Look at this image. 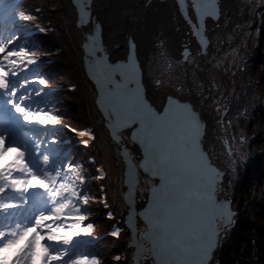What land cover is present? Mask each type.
I'll return each instance as SVG.
<instances>
[{
	"label": "snow or ice",
	"instance_id": "obj_1",
	"mask_svg": "<svg viewBox=\"0 0 264 264\" xmlns=\"http://www.w3.org/2000/svg\"><path fill=\"white\" fill-rule=\"evenodd\" d=\"M83 3L85 8L78 9L81 20L90 7L89 0ZM191 4L197 19L215 14L210 0H191ZM16 8L12 0H0V40L6 41L0 42V158L13 149L17 154L0 165V264H100L95 253L81 250L103 238L92 236L93 223L88 222L89 202L96 198L89 196L88 182L72 156L57 150L63 143L57 126L66 127L60 125L64 114L46 110L36 99L48 91V81L42 78V62L35 53L19 45L16 33L24 28L20 21L32 18L23 12L17 16ZM5 30L8 36L3 35ZM85 41L94 69L90 76L100 93L97 103L106 119L119 128L133 129V140L142 150L139 167L148 178L159 181L140 213L148 229L140 243L151 241L149 252L155 264H209L218 226L232 225L235 213L230 202L215 198V186L223 174L197 147L201 134L198 116L188 105L170 116L168 108L157 114L145 103L135 60L136 43L131 38L127 62L115 64L108 62L99 24ZM202 46L206 49V44ZM20 64L30 71L31 80L14 70ZM136 175L131 167L126 173L130 206ZM99 178L103 179L102 171ZM107 215L112 217L110 212ZM109 235L118 239L119 228ZM138 235L133 232L139 258L144 249L138 246Z\"/></svg>",
	"mask_w": 264,
	"mask_h": 264
},
{
	"label": "rangeland",
	"instance_id": "obj_2",
	"mask_svg": "<svg viewBox=\"0 0 264 264\" xmlns=\"http://www.w3.org/2000/svg\"><path fill=\"white\" fill-rule=\"evenodd\" d=\"M32 1L39 5V10L37 12H34L29 7V3ZM246 1L247 0H221L219 16L215 19L209 20L206 24L210 28L208 31L209 43L208 49L206 50V58L203 57L202 59L200 47L196 40H193L190 46V53L186 59L188 65L191 60H202V63L199 64L198 67L201 68L202 73L209 84L206 107L210 115L213 116L214 122L210 130V145L217 146L214 153L215 156H218L217 154L221 153L222 146L226 150L224 151V153L226 152L224 157L226 160L222 158V161H224L223 163L228 167L226 177L230 178H237L239 176V165L244 163L246 158L251 154L249 146H251L252 142L250 137H248V134L250 126L254 125L251 124L250 121L251 116L254 114V109L258 112L257 115H260H258L256 121L259 120V117L261 118L260 120L264 119V114L260 113V108L264 110V80H259V84L262 85L260 86L261 89H259V95H263L261 96L262 98H260L259 95V97L254 98V104L252 105L254 109H249L250 107L248 103H245L243 106L239 107L238 110L229 111V107L233 103L237 104L233 99L237 97V93H240L236 90L234 85V75L237 70L246 67L250 73L256 74L262 69L260 63L256 60H252V58L258 56L261 44L264 45V38L261 37L260 30L258 29L254 18L255 14L252 11V5L254 6L255 3L247 5ZM21 3L23 5L24 13L32 19L29 21H20V23L24 25V28H27L26 33L30 32L31 35H38L40 42L43 45V49L40 53V61L42 62V65L56 71L58 74V89L64 91L63 94L67 95V99L71 104H75L73 107L75 112L72 111L80 125H77V127L69 126L68 128V135L74 143L73 145L88 146L93 140L98 142V146L92 148L89 153L95 151L98 152V154L105 159L104 163L106 162L109 171L111 167L114 170H118L119 166L121 167V160L117 147L106 138L107 132L101 122L102 118L101 116H98L96 110H93V105L92 107L90 105V99L93 93L91 90L92 85H89L84 79L83 70L81 72V69L77 66V61H80L78 56L79 49L73 27V14L70 3L68 0H22ZM58 18L62 20L64 26H61V24L58 26V39H56L51 35L50 31L54 27V21ZM158 27L159 28H157L156 32L153 34L151 32L153 36H151L150 40L146 38L140 45V56L143 69L146 68V65L152 60L154 53H157L158 55L168 54L171 57L178 59L181 57L180 50L182 42L177 38V35L174 33H168L165 28H163L164 25H162V23H159ZM40 28H44L46 31L41 33L39 32ZM70 30L72 34L70 33ZM3 35L8 36V31L6 30V32H3ZM16 35L18 36L19 33ZM59 40L62 41V43ZM0 42L6 41L0 40ZM74 49L77 61L71 56ZM57 55L61 57V61L53 63L51 56H54V58L56 56L57 58ZM248 55L250 58L247 59ZM184 67L187 69L188 75L190 74L189 72L191 68L198 74V70L190 65L185 66V62ZM213 68L214 73L218 77L215 88L210 84L207 75ZM62 75L70 77L71 81L61 83L60 78ZM198 76L201 77L199 74ZM79 80L85 82L86 85L87 91L83 102L84 106H88L87 110L83 109L78 95L77 83ZM145 82L148 95L157 106L162 104L163 99L168 92L187 94V90L189 89L197 94H202L204 92V85L202 84L199 85L198 89H195L189 83L190 85H187L186 90H181V87L171 83H154L146 78ZM85 123L90 126H81ZM72 129H75V131H72ZM85 131H88L90 136L80 135V133ZM85 141H87V143H85ZM259 143H255L254 146L256 144H264L263 141L262 143ZM213 148L214 147H212V149ZM82 153L83 151L80 149L79 156L81 158L80 161H77V170L84 175V179L88 184L89 182H96L93 187L94 189L95 187L98 189L97 191L95 189L94 192L90 189V194L99 198V202L94 205V209H96V214H100L99 216L101 219H99V216L94 219H98V221L102 220V227H104V229H106L105 232L109 234L114 228H119V226L115 223L108 222L109 218L107 214L110 210L108 209V204L103 199V192L100 191L97 186L99 180L94 177L96 175L97 177H100L101 171L104 174L106 165L100 164L93 172L90 167H86L81 163V160L83 159ZM16 155L14 149L10 150L5 153L3 158H0V162L11 160V158L16 157ZM114 159H117V162H115ZM117 170L116 173H111L108 185L113 186L116 189L114 198L117 201L118 207L122 209V214L125 209V205L123 206V201L121 200L123 190L121 182L122 176H120V172L117 174ZM92 173L94 178L91 176ZM71 176L74 178V174ZM77 183H79L78 180ZM105 203L107 204V207H105ZM101 210H103V212H100ZM120 236H124L121 230ZM118 239L113 237L112 241L115 242V246L119 244ZM111 262L113 264L115 263L111 255H106V258L102 260V264H111Z\"/></svg>",
	"mask_w": 264,
	"mask_h": 264
},
{
	"label": "trees",
	"instance_id": "obj_3",
	"mask_svg": "<svg viewBox=\"0 0 264 264\" xmlns=\"http://www.w3.org/2000/svg\"><path fill=\"white\" fill-rule=\"evenodd\" d=\"M21 1L22 0H12V2H15L17 4V16L20 12L24 13ZM246 2L247 5H252V3H255L254 6L252 5V11L255 14L254 18L257 27L260 30L261 37L264 38V0H247ZM60 24L61 26H64L61 19H56L54 21V27L50 31L51 35H53V37L56 39H58L57 33L59 28L58 26H60ZM26 30L27 28H22L17 32L19 33L18 38L20 39L19 45L27 47L30 53H35L36 58L40 61V53L43 49V45L41 44L38 35H28V33H26ZM70 33L72 34L71 30ZM60 42L62 43V41ZM10 49L11 46L9 50ZM259 49V54L256 53L258 54V56L253 57L252 60L258 61L262 69L259 70L260 72L258 71L256 74L250 73V71H248L246 67L237 70L234 75V85L236 87V90L240 93H237V97H235L233 100L234 102H237L238 105L236 103H233L229 107V111H236L245 103H248L250 107L249 109H254L252 106L254 104V98L259 96L260 98H262L261 96L263 94L259 95V89H261L260 86H262L259 84V80H264V45L261 44ZM71 56L76 60L77 56L75 53V49ZM248 58H250L249 55L247 59ZM77 63V66L79 67V69H81L82 72L83 69L80 61H77ZM31 67L32 66L30 65L29 69ZM14 70L19 73H23V75L27 76L29 80L32 79L30 71L28 69H24L23 64H20V66ZM211 70L213 72L210 71L207 75L210 84L215 88L217 85L216 80L218 79V77L214 73V68ZM189 73L190 74L188 75L187 69H185L184 62L181 58H173L168 54L158 55L157 53H154L152 60L149 61V63L146 65V68H144L145 78L154 83L175 84L176 86L181 87V90H186V87L189 83L195 89H198L199 85L201 84L204 85L201 77H199L198 74L192 70V68L190 69ZM41 75L42 78L48 81V91L42 93L40 97L36 98L41 101L40 106L45 107L46 110H54L64 114L61 117L60 125L66 127L57 126V136L58 138H61L63 140V143L57 146V150L62 154H70L72 156V159L76 163L77 161H80L81 157L79 156V151L80 149H82L83 159L81 160V163H83V165L86 167H90L93 172L94 169L100 164L106 165V162L104 163L105 159H103L101 155L98 154V152L95 151L89 153L91 152L90 150L92 148L98 146V142L93 140L88 146L73 145L74 143L68 136L67 129L68 126L77 127V125H80V123L74 116L75 111L73 110V107L75 104H71L67 99V95L63 94L64 91L58 89V74L55 70L46 68L45 65H42ZM83 77L89 85H92L84 73ZM91 90L93 93L91 95L90 105L91 107L93 105V110H96L98 116L100 117V113L94 105L93 86H91ZM77 91L83 109L87 110L88 106H84L83 102L87 90L85 82H83L82 80H79V82L77 83ZM253 113L254 114L251 116L250 121L251 124L254 125L250 126L248 134V137H250V140L252 142L251 146H249L251 154L246 158V161H244V163H241L239 165V176L237 178L226 177L225 191L233 201L232 204L234 210L236 211V216L234 226L226 232L223 237V244L216 252L215 258L218 264H264V144H256L254 146L255 143H262V141L264 142V119L260 120L261 118L259 117V120L256 121L259 114L257 115L258 112L255 109ZM260 113L264 114V110H262L261 108ZM88 125L89 124L85 123L81 126ZM106 138L113 144L108 134L106 135ZM212 147H214L213 151L215 153L217 146ZM224 151L226 150L222 146L221 153L217 154L218 156H216L221 161L222 158L226 160L224 158L226 152L224 153ZM114 161L117 162V159H114ZM120 162L121 167L119 166V169L116 170L117 174L120 172V176H122V161ZM76 165L78 166V162L76 163ZM116 170L111 167L109 171V168L106 165L103 179H100L99 177H97V175L94 176L93 173L91 176H94L97 180H99V182H97V186L99 187V190L103 192V199L108 204V209L112 213V217L108 219V222L117 224L121 232L124 234V236L119 237V244L117 246H115V242L112 241L113 237L105 232L106 229L102 227V220L98 221V219H94L100 215L96 214V209H94V205L99 202V198L90 194V189L93 192L96 189V187L95 189L93 187L94 183L96 182L94 181L93 183H87V192L89 196L96 198L94 200H90L89 207L92 209V211L87 213V215H89L91 219H89L90 221L88 222L93 223L94 230L92 232V236L103 238L98 239L97 241L89 245H83L81 250L95 253L100 261V264H102V260L106 258V255H111V257L117 264H132V250L128 246L130 235L126 229V226L122 222H118V219L122 217V209L118 207L117 201L114 198L116 189L113 186L108 185L111 173H116ZM121 200L123 201L122 195ZM124 205L125 203L123 201V206ZM100 212H103V210H101ZM99 219H101L100 216ZM83 239L89 240L90 238L84 237ZM117 257H119V259H116ZM111 264L113 263L111 262ZM146 264H150V262L147 261Z\"/></svg>",
	"mask_w": 264,
	"mask_h": 264
},
{
	"label": "water",
	"instance_id": "obj_4",
	"mask_svg": "<svg viewBox=\"0 0 264 264\" xmlns=\"http://www.w3.org/2000/svg\"><path fill=\"white\" fill-rule=\"evenodd\" d=\"M71 5L72 14H73V27L76 33V41L77 46L79 49V59L83 69V72L87 79L91 82L94 88V105L100 113L102 118V124L106 129L107 134L109 135L112 142L117 146L118 154L122 161V198L125 203V209L122 213V217L118 219V222H122L130 235L128 240V245L132 250V264H146L147 261L150 264H155L154 260L151 257V253L149 249L152 247L151 241L144 239L142 243H140V236H144L148 229L145 223L144 216L140 215V213L144 212L147 207V201L150 196L151 188L159 183L158 179H150L146 176V174L140 169V161L142 160V150L136 141L133 140L132 132L133 129L129 128H119L115 125L114 121H110L106 119L104 112L101 110V105L97 103L100 99V93L97 89L96 83L94 79L90 76V71H94L91 58L87 56L84 44L86 43L85 37L90 36L95 31V26L99 24L97 20L93 17L92 11L90 7L86 9L83 13V20H81V13L78 9H84L85 5L83 0H68ZM90 3V0H89ZM202 24V28H201ZM89 25L87 28L85 26ZM100 25V24H99ZM101 26V25H100ZM198 29L199 35L197 31L194 35V40L198 43L199 47L202 50L205 49L203 44H206V49H208L209 38L206 32L203 29V21L198 19ZM197 29V30H198ZM102 32V27H101ZM129 38L135 41L136 49H135V60L138 63V71L140 72L139 80H140V89H141V96L143 97L145 103L153 109L157 114H163L165 108L169 109V115H175L179 113L180 107L184 105L190 106L194 109L196 115L198 116L201 124L200 129V137L198 140V149L201 151L206 160L211 164L212 167L217 169L220 173H222V178H218V182L215 186V198L218 202H230V209L233 213L236 211L233 208V201L229 197V195L225 191V177L226 173L228 172V167L224 164L218 157L215 156L212 146L210 145V130L213 126V118L207 110L206 107V98L208 95V87L209 84L204 77L202 70L198 67L200 62L196 60H191L189 62L190 66H193L196 70H198V74L201 76V79L204 82V92L202 94H197L193 90L189 89L187 94H177L173 92H168L163 99L161 105L157 106L152 99L148 95L145 76H144V69L141 62L140 50L138 48L137 40L134 38L133 34L128 31H125L123 35V42L120 43L114 39H107L103 36L102 33V43L105 49V54L108 57V62L110 64H115L117 62H127L128 54H129ZM20 40V39H19ZM181 59L185 62V66H189L186 63V59L190 53V47L182 45L181 47ZM201 54V53H200ZM202 56V55H201ZM203 59V56H202ZM169 98H172V102H169ZM114 127L116 130L114 131ZM133 168L136 172V181L133 185L131 199L133 203L131 206L128 203L129 199V187L125 183L127 176L126 173L129 168ZM131 224L132 227H129ZM235 224V217L234 223L230 226L225 227L224 225L218 226V239L216 243L215 250L212 253V259L210 260L209 264H218L216 261V252L223 244V237L226 232L232 228ZM136 231L139 235L136 237L138 241V246L144 249V253L142 257H137V246L133 245V232Z\"/></svg>",
	"mask_w": 264,
	"mask_h": 264
},
{
	"label": "bare ground",
	"instance_id": "obj_5",
	"mask_svg": "<svg viewBox=\"0 0 264 264\" xmlns=\"http://www.w3.org/2000/svg\"><path fill=\"white\" fill-rule=\"evenodd\" d=\"M220 2L221 0H210V4L215 10L214 16L203 15L200 18L203 21V29L207 35L210 28L206 24L209 20L219 16ZM38 6L33 1L29 3V7L34 12L39 10ZM90 9L93 17L101 25L104 37L122 43L123 35L128 29L137 40L139 50L140 45L144 42L143 40L146 38L150 40L152 34L159 28V23L164 25L163 28L168 33L176 34L182 45L188 47L191 46L195 32L198 29V19L192 9L191 0H185L184 4H181L180 0H90ZM189 20H191V23H189ZM200 53L206 58L205 49L200 48ZM51 60L53 63H57L61 61V57L58 55L57 58L51 56ZM198 62L201 64L202 60ZM60 81L61 83H67L71 81V78L62 75ZM67 131L69 133L68 129ZM14 158L0 162V165L7 164Z\"/></svg>",
	"mask_w": 264,
	"mask_h": 264
},
{
	"label": "flooded vegetation",
	"instance_id": "obj_6",
	"mask_svg": "<svg viewBox=\"0 0 264 264\" xmlns=\"http://www.w3.org/2000/svg\"><path fill=\"white\" fill-rule=\"evenodd\" d=\"M230 197V196H229Z\"/></svg>",
	"mask_w": 264,
	"mask_h": 264
}]
</instances>
